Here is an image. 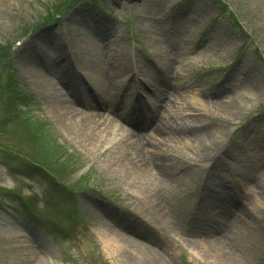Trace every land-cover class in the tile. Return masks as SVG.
I'll return each mask as SVG.
<instances>
[{
	"label": "rangeland",
	"instance_id": "obj_1",
	"mask_svg": "<svg viewBox=\"0 0 264 264\" xmlns=\"http://www.w3.org/2000/svg\"><path fill=\"white\" fill-rule=\"evenodd\" d=\"M170 40L185 48L168 71ZM95 45L113 80L97 78ZM41 77L100 106L89 138L62 126ZM140 132L149 142L124 154ZM135 248L157 264H264V0H0V264H148Z\"/></svg>",
	"mask_w": 264,
	"mask_h": 264
},
{
	"label": "bare ground",
	"instance_id": "obj_2",
	"mask_svg": "<svg viewBox=\"0 0 264 264\" xmlns=\"http://www.w3.org/2000/svg\"><path fill=\"white\" fill-rule=\"evenodd\" d=\"M182 40H184V39H182ZM184 42L185 41H181V40L178 43H173V41H171V40L166 42V45L163 48V51L161 52V56L164 58L163 60L167 64L168 71H170L171 69L172 70L175 69V67L173 65L174 61L178 58V55H179L180 51L183 48H185V43ZM91 48H92V46H91ZM92 50L94 52L93 56L95 57L94 64H93V67H94L93 70L98 73L97 78L100 81L102 79H104L105 82L110 80V78L113 80L111 75H112V72L114 70L116 71L117 60L116 59L111 60V58H109L108 55L105 54V50H102L101 48L99 49V46H96V45L93 46ZM155 68H157V66H155ZM164 76H165V73H164ZM41 78H42L41 80H42L43 87L46 88L47 94L51 97L50 105L52 106L54 114L57 116L58 120H60V121L64 120L67 123V124H65L63 122L62 126L69 125L72 128L78 130V132L80 134H83V136L87 135V137L89 138V136H91L93 134V132L96 131V129H97L96 125L98 124V120H96V119L99 118V117H101V118L104 117L103 115H100L97 112V110L99 109L100 106L97 105V104L96 105H94V104H86L80 98L79 94H77L71 88H69V90H68L69 94H65L63 89L58 86V83L53 81L49 77H46V78L45 77H41ZM161 79H162L161 81H163V83L167 87L171 88L172 90L175 91V93L178 94L177 90L174 89L175 86L174 85H173L174 87L172 86L171 80L163 79L162 77H161ZM165 81H166V83H165ZM155 83L158 84L157 82H155ZM119 84H120V82H118L116 80L115 84H113L112 86L115 89H119L120 90L119 95H121L122 94L121 91H122L123 88H120ZM115 89H114V91H115ZM150 94L154 95L153 91H151ZM112 96H114L112 98H115L116 95L112 94ZM168 101H171V99L168 98ZM79 105L82 106L84 109H80ZM141 105H143L142 102L139 103V107L138 108H142ZM102 106H104L106 108V110H108L110 112H113L112 110H114L113 109L114 105H109V104L106 105L104 103V105L102 104ZM116 114H118L117 111H116ZM159 114H160V111H154V112H151L149 114L150 122H152L151 127L155 128V129L153 128V131L155 133L165 132V130L168 127L165 122L160 121V119L158 118ZM118 116H120V117L122 116L125 119V121H127V123L129 125H134L135 127H140V124L137 121L128 119L125 114H123V115L122 114H118ZM106 120L109 122V125L114 124V121H116L114 119H109L107 117H106V119L104 121H106ZM141 128L142 127H140L139 129H141ZM182 130H185V129H182ZM89 131H91V132H89ZM84 132L86 134H84ZM187 133L189 134L190 131H188ZM192 133H194V134H192L191 137H193V139H197V141L198 140H203V139L211 141L212 138H213L212 137L213 135H198L197 132H195L194 130L192 131ZM180 134H181V132H180ZM135 136L137 137L136 138L137 140L135 141V143H132L129 148L126 147L125 150H124V154H126L128 156H129V154L131 155V152L132 153L135 152V154H137L138 145L140 146L141 144H144V143L147 144V142H149V140L147 139V136L143 135L141 132H140V134L136 133ZM128 156H126L125 159L127 161V158H128L129 161H130L129 163H127V165H128L127 167L129 169V171H131L132 173H137L139 175H143V177H147V175L150 176V174H151L150 171L151 170H150V168H148V166H146L145 163L138 164V162H137V164H135V161H132L135 157L131 160ZM125 159H124V161H125ZM136 160H138V159L136 158ZM124 161L122 162V164L124 163L126 165V162H124ZM152 164H155V162L154 163L152 162ZM158 165H159L160 171H162L163 173L165 172L164 166L166 167V169L170 168V164L165 165V163H160ZM152 168H153V166H152ZM195 176H196L195 174H192V175H190L189 178L193 179ZM176 178L179 179V181L184 180L183 176H181V177L179 176V177H176ZM143 207H144V209H146V211L148 213H150V215L153 218H155L156 222L162 223L166 228H168V226L162 220L163 219L162 215L160 213H157L158 212V210L156 209L157 207L154 208V206L151 203H148L147 201L143 203ZM155 210H157V212ZM243 216H246V213H243ZM232 222H234L233 223V228H236V226L239 225L238 222L240 223L238 217L236 218L235 216L233 217ZM241 222H242V219H241ZM198 236H199L198 234L194 235V237H198ZM212 236L213 235H211L209 237V235L203 234V235H201L199 237H201L203 240H207V241H205L206 244H207V242H212V241L218 242L221 239L220 236H218V237L214 236V238H211ZM109 241H111V240L107 239V238H106V240H104L105 243H109ZM186 241H187V244L189 245V247L191 246V248L200 249V248L203 247L202 249L203 250L205 249L206 252L209 253V252H214L215 251V254L217 253V255L220 254V253H224V252H222L223 249L219 248V247H216L215 246L216 244H214V243L211 244V245L201 246L200 244H196V240L195 239H192V240L187 239ZM13 251H16L15 253H11V255L13 256V259L15 257V259L19 260L20 257H21L20 253L26 252V247L25 246H20V248L14 249ZM141 251H143L141 248H139V249L135 248L134 249L135 254L140 255V258L145 260L148 264H157L159 262V258H158L159 255L157 253L146 252L144 250L147 254L143 255V254H140Z\"/></svg>",
	"mask_w": 264,
	"mask_h": 264
},
{
	"label": "trees",
	"instance_id": "obj_3",
	"mask_svg": "<svg viewBox=\"0 0 264 264\" xmlns=\"http://www.w3.org/2000/svg\"><path fill=\"white\" fill-rule=\"evenodd\" d=\"M78 0H73V3L74 2H77ZM54 16H58V15H52V16H50L49 18H52V17H54Z\"/></svg>",
	"mask_w": 264,
	"mask_h": 264
}]
</instances>
